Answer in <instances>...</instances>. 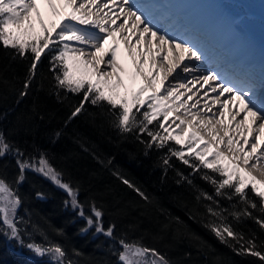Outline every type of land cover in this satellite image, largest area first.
<instances>
[{"label":"snow or ice","instance_id":"obj_1","mask_svg":"<svg viewBox=\"0 0 264 264\" xmlns=\"http://www.w3.org/2000/svg\"><path fill=\"white\" fill-rule=\"evenodd\" d=\"M43 9L51 19H45ZM121 43L130 64L122 58ZM0 47L11 50L13 60L30 61L19 91L21 98L29 94L42 58L47 59L50 94L58 100L67 99L69 93L82 94L68 120L90 103L100 110L95 117L108 122L121 135L135 134L138 139L146 135L148 139L140 140L145 154L153 148L167 149L161 157L165 173L172 167L173 158L191 168L193 174L200 173L213 192L196 186L179 170L176 183L187 182L192 187L196 202L204 209L202 226L236 254L264 262V250H260L264 245H258L255 236L246 238L229 222V217L237 223L252 218L264 229V80H260L258 95L254 76L244 69L216 67L186 82L178 79L173 75L178 69L184 73L198 71L191 62L205 60L204 51L187 35L171 31L139 0H0ZM197 84L200 87L192 92L189 85ZM180 89L191 94L185 96ZM217 107L218 111H213ZM226 117H230L227 122ZM217 125L234 129L235 135L227 131L221 135ZM54 135L58 138L61 133ZM7 155L14 156L19 171L11 180L0 171V237L47 258L48 264H76L60 242L32 223L30 213L25 219L18 212L25 203L19 188L29 171L64 190L69 197L65 205L70 204L85 216L79 184L65 178V170L53 162L49 153L37 149L34 154H26L0 131V159ZM115 175L138 194L145 208L154 203L129 179L119 172ZM44 196L43 192L36 193L39 199ZM222 200L237 203L230 205V211ZM89 208L87 227L81 231L95 226L96 233L115 240L120 246L113 252L118 264H174L156 246L134 235L141 228L139 221L130 223L116 237V224L107 228L103 224L104 206L92 200ZM250 209H258L262 215L254 216ZM158 211L164 218L156 221L154 239L171 234L173 238L189 239L198 249L207 246L197 233L187 230L180 217H173L162 207ZM36 235L41 239L37 240ZM72 254L80 255L77 250Z\"/></svg>","mask_w":264,"mask_h":264},{"label":"trees","instance_id":"obj_2","mask_svg":"<svg viewBox=\"0 0 264 264\" xmlns=\"http://www.w3.org/2000/svg\"><path fill=\"white\" fill-rule=\"evenodd\" d=\"M12 55L11 50L0 47V131L26 154H34L37 149L49 153L53 162L65 170V178L74 185L79 184V199L85 211V216H80L78 209L74 210L70 204L65 205L69 197L64 190L29 171L19 188L25 203L18 215L29 219L30 213L32 223L45 229L51 239L60 242L76 264H118L113 252L119 250L120 246L115 240H106L105 235L95 232V226L81 231L87 227L85 217L91 215L89 205L92 200L104 206L105 228L111 223L116 224V237L130 223L139 221L141 228L134 235L142 236L146 244L156 246L174 264H264L254 256L236 254L202 226L204 209L196 202L192 187L187 182L176 183L179 170L196 186L213 192L212 186L201 179L200 173L193 174L191 168L176 158L172 159V167L165 173L161 157L167 149L160 151L153 148L145 154L140 140L148 139L146 135L139 139L135 134L121 135L108 122L95 117L100 110L90 103L85 104L81 114L68 120L74 106L81 101L82 94L69 93L67 99L63 100L50 94L51 73L47 59L42 58L29 94L21 98L19 91L22 90L30 61L13 60ZM57 131L61 133L58 138L54 135ZM0 171L9 180L17 175L19 170L14 156L7 155L0 159ZM117 172L140 187L153 198L154 203L145 208L144 201L132 188L122 183L115 175ZM37 192H43L44 198H37ZM249 195L252 196L250 191ZM252 198L259 203L258 198ZM221 203L231 211L230 205L236 204L237 200H222ZM160 207L173 217H180L186 223L187 230L197 233L207 246L198 249L189 239L173 238L171 234L163 239H154L156 221L164 218L159 214ZM145 211L147 215H144ZM250 211L254 216L262 215L258 209ZM193 215L196 219L189 218ZM229 222L237 231L244 232L246 238L255 236L256 243L264 245V229L254 219L243 218L237 223L229 217ZM56 230H61V233L57 234ZM29 231H32L31 225ZM35 238L41 239L39 235ZM73 250L80 255H73ZM260 250H264V247ZM0 264H48V261L15 241L0 237Z\"/></svg>","mask_w":264,"mask_h":264},{"label":"bare ground","instance_id":"obj_3","mask_svg":"<svg viewBox=\"0 0 264 264\" xmlns=\"http://www.w3.org/2000/svg\"><path fill=\"white\" fill-rule=\"evenodd\" d=\"M154 1L155 0H151V2L149 1V3H152ZM159 1H161L162 5H166L170 9H172V13H173L172 16H174V21L176 23L175 28H177L179 34L181 35L183 33V35H188L190 37H193L194 35H192V32L200 31L201 29H206L208 35L207 38L211 39V37H217L220 40H225L228 37H230L231 33H233V30L230 27L231 21L228 11L222 8L221 5L216 0H159ZM43 10L45 11V19L46 20L51 19V17L47 12V9H43ZM105 11L107 10L105 9ZM245 21L248 23V26L245 30L248 35L259 31H261L264 34V22L262 23L261 20H256V19H253L252 21L246 19ZM189 27L190 30L188 29ZM232 35L234 36V34ZM229 43L230 46H234V43L232 42L231 38H229ZM120 49H121L122 58L125 59V61L130 64V60L127 55V50L125 49L123 43H121ZM243 49L247 50L245 49V46H243ZM248 51H252V49L249 48ZM226 53L229 54L232 53V48H229L226 51ZM193 62H191V66H194ZM255 67L257 66L255 65ZM202 69L203 70H200V72H193V73H184L180 69H178L177 73H174L173 75L176 76L178 79L186 82V80L192 79L193 76H198L208 71V69L204 67ZM169 79L171 80L172 77H170ZM189 87L192 88V92H196V89L199 88L200 85L197 84L195 87L189 85ZM180 91L185 92V89H180ZM190 94L191 93L185 92V96ZM201 94L202 91L201 93H197V96ZM209 95L212 94L210 93ZM195 98L196 97H194V99ZM202 103L203 102H201V106ZM182 111L183 109H181V112ZM213 111H218V107L214 108ZM180 114L181 113H175L174 115H180ZM239 119L240 117H237V120ZM228 120H230V117H226V122ZM217 130L220 132L221 135H224L225 131H227L229 135H235L234 129H226L222 125H217ZM202 134L204 133L202 132ZM206 138H210V137H206ZM226 139L227 137H225V140ZM221 150H225L223 146H221ZM262 165H264V162H262ZM257 178L259 179V177Z\"/></svg>","mask_w":264,"mask_h":264},{"label":"rangeland","instance_id":"obj_4","mask_svg":"<svg viewBox=\"0 0 264 264\" xmlns=\"http://www.w3.org/2000/svg\"><path fill=\"white\" fill-rule=\"evenodd\" d=\"M228 1H229V3H232V5H234V4H236V5H234V11H233V16H235L234 18H236L237 17V19L239 20V21H241V19H242V13L241 12H244V11H242L238 6V2L240 1V0H227V3H228ZM253 2H252V6H254V5H256L255 7L257 8V9H259V11L260 12H262V15L260 14V13H258L257 15H255V16H260L263 20H261V22L263 23L264 22V2H261V0H252ZM240 3V2H239ZM254 3H256V4H254ZM260 4V6H258V5ZM238 7V8H237ZM238 9V11H237V9ZM248 12H249V10H247ZM248 14H252L251 12H249ZM241 16V17H240ZM249 16V15H248ZM253 16V15H252ZM250 19H252V17H249ZM254 18H257V17H254ZM243 20H244V22L245 23H247L245 20V18L243 17ZM238 23V22H237ZM236 23V24H237ZM260 32V31H259ZM262 33V32H261ZM252 35H250V37H251ZM258 47V46H257ZM106 240H108L109 241V238L108 237H106L105 238ZM111 244H113V243H111ZM116 248V247H115Z\"/></svg>","mask_w":264,"mask_h":264}]
</instances>
